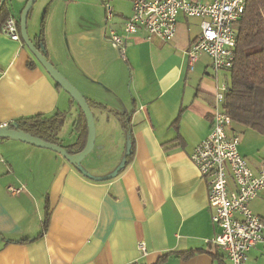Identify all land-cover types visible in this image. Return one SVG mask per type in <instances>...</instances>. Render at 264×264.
<instances>
[{
  "label": "crops",
  "instance_id": "0c3cea01",
  "mask_svg": "<svg viewBox=\"0 0 264 264\" xmlns=\"http://www.w3.org/2000/svg\"><path fill=\"white\" fill-rule=\"evenodd\" d=\"M105 2L45 0L28 19L31 40L43 29L48 60L91 105L96 158L80 164L88 178L55 152L0 141V264H230L209 244L221 231L212 222L209 185L190 159L211 132L217 89L229 73L217 81L206 55L190 67L187 53L201 35L200 20L183 15L170 42L149 41L140 30L127 42L124 61L109 29L122 31L132 2H111V26ZM57 114L63 120L59 146L78 155L88 142L79 106L22 41L0 31V124ZM233 134L259 172L264 137L237 123ZM124 164L118 176L101 181ZM47 207L50 222L40 236ZM251 209L264 223V194ZM246 264H264V243Z\"/></svg>",
  "mask_w": 264,
  "mask_h": 264
},
{
  "label": "built area",
  "instance_id": "2783aa9c",
  "mask_svg": "<svg viewBox=\"0 0 264 264\" xmlns=\"http://www.w3.org/2000/svg\"><path fill=\"white\" fill-rule=\"evenodd\" d=\"M112 1L104 3L109 26L115 19ZM130 1L133 12L124 22L122 31L109 29V41L124 61L127 60V42L140 30L147 33L149 41L159 39L170 42L176 35L178 18L183 15L200 20L201 35L187 53L190 67L193 68L195 62L206 55L211 59L217 81L221 73L233 69L237 47L236 25L245 14L248 0H214L207 3L191 0ZM1 31L12 41H22L19 19L13 16L7 19ZM227 89L226 83L218 86L211 132L196 147L190 159L209 185L212 222L221 231L209 244L225 252L230 264H246L250 252L264 243V223L251 209L252 202L264 194V165L259 172H254L239 152L240 136L230 135L234 121L223 109ZM8 126L9 123H2L0 129H8ZM10 191L19 192L13 188ZM139 250L146 253V245L140 243Z\"/></svg>",
  "mask_w": 264,
  "mask_h": 264
},
{
  "label": "trees",
  "instance_id": "16d2710c",
  "mask_svg": "<svg viewBox=\"0 0 264 264\" xmlns=\"http://www.w3.org/2000/svg\"><path fill=\"white\" fill-rule=\"evenodd\" d=\"M8 1L5 2L0 11V31L10 17ZM236 31V59L233 69L228 72L229 78L226 82L228 89L225 94L223 109L234 123L264 137V0H248L245 14L237 23ZM32 42L37 50L48 59L43 29L39 37ZM34 66L33 62L29 64L30 68ZM57 87L59 86L57 85ZM81 113L83 114L82 111ZM62 124L63 120L58 114L52 117L39 115L11 123L8 129L18 130L45 142L59 145L57 136ZM132 151L133 143H131ZM131 155L132 153H130L129 158ZM126 164L112 177L101 181H110L118 176ZM75 168L85 177L91 178L80 171L78 167ZM50 217V211L47 207L40 236H43L47 231ZM26 242L28 240L21 241V243ZM185 257L188 258L189 255H185Z\"/></svg>",
  "mask_w": 264,
  "mask_h": 264
},
{
  "label": "water",
  "instance_id": "95a60500",
  "mask_svg": "<svg viewBox=\"0 0 264 264\" xmlns=\"http://www.w3.org/2000/svg\"><path fill=\"white\" fill-rule=\"evenodd\" d=\"M7 0H1L0 11ZM38 2V0H28L25 5L20 19V36L22 42L25 44L27 49L33 55L37 63L46 71V73L53 79V81L58 85L65 93H67L79 106L80 110L83 112L87 124H88V142L85 149L78 155L72 156L68 151L55 144H51L43 141L40 138L33 137L29 134L19 132L18 130L3 128L0 129V140L13 139L31 146H35L41 149L50 150L61 155L65 160H67L74 167H78L80 171L85 173L81 168L80 164L87 158L94 150L95 139H96V125L95 118L92 109L87 101L74 87H72L59 73V71L50 63V61L43 56L35 47L28 34V18L33 10V7Z\"/></svg>",
  "mask_w": 264,
  "mask_h": 264
},
{
  "label": "rangeland",
  "instance_id": "374dc122",
  "mask_svg": "<svg viewBox=\"0 0 264 264\" xmlns=\"http://www.w3.org/2000/svg\"><path fill=\"white\" fill-rule=\"evenodd\" d=\"M44 1L45 0H38V2L35 4L32 12L30 14V19L32 18V16H37V14L39 15V13L41 12V5L43 4ZM27 2H28V0H9L8 1V9H9L10 16H14V17H17L18 19H20L22 10L24 9ZM202 2H204V0ZM96 136H97V131H96ZM261 139L264 141V138H261ZM58 142H60V141H58ZM95 147H96V143H95ZM98 147H99V140L97 141V149H98ZM95 158H96V152L94 149L93 152L85 159V161H86V163H88L89 161H92Z\"/></svg>",
  "mask_w": 264,
  "mask_h": 264
}]
</instances>
